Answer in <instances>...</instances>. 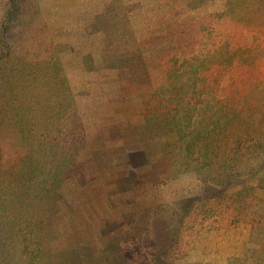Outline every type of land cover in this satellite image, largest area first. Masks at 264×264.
<instances>
[{
	"label": "trees",
	"instance_id": "1",
	"mask_svg": "<svg viewBox=\"0 0 264 264\" xmlns=\"http://www.w3.org/2000/svg\"><path fill=\"white\" fill-rule=\"evenodd\" d=\"M9 3L0 22V264H151L147 259L155 255L174 264L217 249L209 244L211 231L246 233L250 243L264 234V0H156L171 15L158 18L168 26L152 32L159 42L155 68L140 45L124 50L129 60L116 68L114 55L103 53L115 88L106 102L136 100L128 115L101 126L107 153L120 150L107 164L117 176L133 178L129 185L106 186L104 199L113 207L115 196L163 182L175 162L210 191L188 193L181 206H167L173 217L166 221L151 206L131 212L136 218L126 223L130 213L122 221L107 219L93 200L98 214L89 220L98 221V232L71 242L61 230L53 236L51 219L68 211L72 218L76 206L83 211L88 205L71 187L103 197L91 152L99 143L74 117L71 103L49 98L51 86L61 92L69 83L58 75L65 72L62 59L41 56L48 52L46 37L38 36L42 27L29 25L16 45L8 38L9 12L21 0ZM197 8L191 18L183 14ZM38 62L54 65L39 71ZM47 77L43 87L40 79ZM20 81L25 85L18 88ZM8 223L14 233L6 235ZM108 225L112 232L104 229ZM129 239L138 241L137 256ZM119 250L122 255L110 258L109 251Z\"/></svg>",
	"mask_w": 264,
	"mask_h": 264
},
{
	"label": "rangeland",
	"instance_id": "2",
	"mask_svg": "<svg viewBox=\"0 0 264 264\" xmlns=\"http://www.w3.org/2000/svg\"><path fill=\"white\" fill-rule=\"evenodd\" d=\"M157 6L156 0H21L19 8L17 6L9 12L6 31L8 38L14 45L25 40L29 25L41 26L38 36L41 39L46 37V50L50 52L43 50L41 56L44 52L45 55H53L57 63H60L61 59L63 60L62 67L65 72L62 73L61 71L58 75L65 76L69 87L67 90L58 92L56 86H51L55 89H51L49 98L53 100L61 98L64 103H71L72 109L76 113L74 117L80 119L88 136L99 143L96 149H92L91 152L95 156V164L99 171V174L95 176L94 183L98 180V185L102 189V193L100 191L99 193L102 196L107 194L106 186L108 185H124L133 182L131 176H117V172L107 164V162L114 163L115 160H118L114 154L120 150L107 153L103 143L105 130L102 131L101 129L104 127L102 123L109 122V120L113 121V119L118 120L128 115L131 105L136 101L119 102L114 99L112 103L106 102L105 98L110 97L115 88L112 83H109L111 78L107 79L109 71L107 64L102 61L109 55L105 56L103 53L114 55L112 64L116 68L129 60V56L124 50L131 48L133 44L140 45L141 55L144 56L146 62L150 61L148 62L151 64L149 67L154 69L156 66L153 62L154 45L159 42L152 39L154 37L152 32H158L168 26L166 22L158 23V18L161 17L165 21V18L171 15L168 8L159 9ZM9 8V0H0V22ZM199 9L184 10L183 14L191 18V15L197 14ZM175 15L180 17L178 12ZM108 43L109 47H107ZM116 45L117 47H114ZM53 58L48 60L55 62ZM51 64L54 65V63H49L50 66ZM49 65L38 62V70L47 69ZM113 70L116 71V69ZM40 80L43 87H47L48 81H50L48 77ZM23 85L25 84H22L21 81L15 84L18 88L23 87ZM115 95L116 93H114L113 98H116ZM108 110L109 114H106ZM165 132H170V129H165L163 134ZM139 136H141L139 139H145L142 134ZM122 138L123 142L130 141V139L127 140L126 136ZM123 156L124 154H120L119 159L124 158ZM168 156H173V153L168 154ZM136 160L134 159V161ZM70 191L74 196L78 195V199H83L88 205L83 208V211L76 206V210L71 211L74 214L72 218L69 217V211L63 219H53L52 217L50 232L55 237L61 230L62 234L65 233L66 239L71 242L85 237L92 239L94 237L92 232H98V221L89 220L90 218L93 219V215L97 216L98 214L92 205L93 200H96L98 208L107 216V219L117 218L122 221L124 216L130 213L131 219L125 218L123 220L126 223L136 218L131 212L136 213L141 208L151 206L153 213L158 217H163L166 221L173 217L170 209L166 208L167 206L169 208L179 207L184 203L186 194L207 193L210 191V187L203 180L179 169V164L175 162L172 169L170 167L166 170L163 182L149 185L146 188H137L136 186L132 191L127 190L122 193V196H115L113 207L110 200L104 199L106 196L96 199L92 196L93 191L90 189H88L89 193L73 187L70 188ZM91 197L95 199H91ZM164 220L162 219V221ZM90 224L93 227H90ZM112 228V225L104 227L110 232H112ZM6 230H8L6 235L14 233L10 223H8ZM263 235L261 234L250 243L246 233L231 232L227 234L224 231H211L208 237L209 244L217 247V249L213 248L210 253L204 254L202 251V254L182 256L174 264H264ZM125 242L127 241L124 240V245ZM128 243L133 250L138 245L136 240L129 239ZM127 251L128 247L122 252L125 254ZM122 252L120 250L119 252L109 251V256L112 258L118 254L122 255ZM132 254L137 256L135 250ZM229 254L238 255L239 258L230 262L227 259ZM151 260L153 261L147 259V262L166 264L157 255L152 256ZM109 262L116 264L114 260L109 259ZM133 264L138 263L133 262Z\"/></svg>",
	"mask_w": 264,
	"mask_h": 264
}]
</instances>
